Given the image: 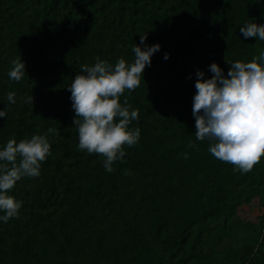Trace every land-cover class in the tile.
Listing matches in <instances>:
<instances>
[{
    "label": "trees",
    "instance_id": "trees-1",
    "mask_svg": "<svg viewBox=\"0 0 264 264\" xmlns=\"http://www.w3.org/2000/svg\"><path fill=\"white\" fill-rule=\"evenodd\" d=\"M252 22L264 25V0H0V150L59 133L40 176L9 192L23 206L0 220V264H264V156L234 171L196 140L192 111L198 71L210 79L216 63L227 76L264 52L240 33ZM141 35L161 47L120 101L139 110L130 127L141 135L109 173L78 149L67 88L97 57L132 63ZM17 57L19 82L8 75ZM245 205L262 210L256 223L240 216Z\"/></svg>",
    "mask_w": 264,
    "mask_h": 264
},
{
    "label": "clouds",
    "instance_id": "clouds-1",
    "mask_svg": "<svg viewBox=\"0 0 264 264\" xmlns=\"http://www.w3.org/2000/svg\"><path fill=\"white\" fill-rule=\"evenodd\" d=\"M240 33L245 39L255 37L264 41L262 24L248 23L240 28ZM146 40L147 35H141L140 45L132 47V63L121 57L113 65L97 57L94 65L81 66V73L76 74L67 88L75 111L73 123L78 130V149L102 155L103 166L109 173L114 171L113 164L126 156L125 146L137 144L141 135L139 127H130L132 121L139 119V110L130 111L126 96L123 104L120 101L126 90L130 93L139 87L153 54L161 47L147 46ZM164 58L168 59L169 55L165 54ZM258 61L264 62V52L251 62L229 63L227 76L216 63L210 65L212 78L204 79L203 71L196 74L192 110L196 140H208V151L215 158L234 165V171L242 173L251 171L264 156V65ZM25 72V62L17 57L8 75L19 82ZM7 99L14 104L15 93H7ZM26 102L33 103V97H28ZM5 116L7 111L0 110V117ZM50 133L59 134L49 128L45 134H34L19 142L12 138L0 150V212L4 213L0 220L8 222L19 217L23 201L9 192L22 178L40 176L41 164L51 154L47 138Z\"/></svg>",
    "mask_w": 264,
    "mask_h": 264
},
{
    "label": "rangeland",
    "instance_id": "rangeland-1",
    "mask_svg": "<svg viewBox=\"0 0 264 264\" xmlns=\"http://www.w3.org/2000/svg\"><path fill=\"white\" fill-rule=\"evenodd\" d=\"M240 216L243 220L257 222L262 214V210L258 206L245 205L240 209Z\"/></svg>",
    "mask_w": 264,
    "mask_h": 264
}]
</instances>
